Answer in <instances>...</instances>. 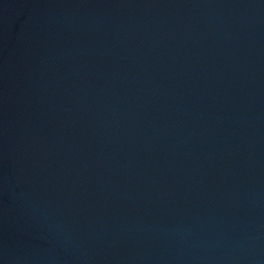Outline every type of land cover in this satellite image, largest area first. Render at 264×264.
Listing matches in <instances>:
<instances>
[{"label":"water","instance_id":"1","mask_svg":"<svg viewBox=\"0 0 264 264\" xmlns=\"http://www.w3.org/2000/svg\"><path fill=\"white\" fill-rule=\"evenodd\" d=\"M0 264H264V0H0Z\"/></svg>","mask_w":264,"mask_h":264}]
</instances>
